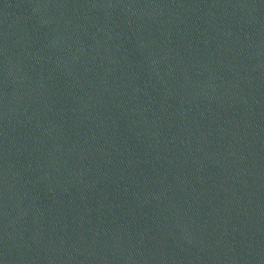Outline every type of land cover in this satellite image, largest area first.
Returning a JSON list of instances; mask_svg holds the SVG:
<instances>
[{
  "label": "water",
  "instance_id": "1",
  "mask_svg": "<svg viewBox=\"0 0 264 264\" xmlns=\"http://www.w3.org/2000/svg\"><path fill=\"white\" fill-rule=\"evenodd\" d=\"M0 264H264V0H0Z\"/></svg>",
  "mask_w": 264,
  "mask_h": 264
}]
</instances>
